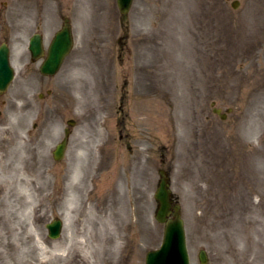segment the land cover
<instances>
[{"label": "rangeland", "instance_id": "obj_1", "mask_svg": "<svg viewBox=\"0 0 264 264\" xmlns=\"http://www.w3.org/2000/svg\"><path fill=\"white\" fill-rule=\"evenodd\" d=\"M64 19L73 48L42 75L29 39ZM2 44L0 264H145L163 177L190 264L264 247V0H0Z\"/></svg>", "mask_w": 264, "mask_h": 264}, {"label": "water", "instance_id": "obj_2", "mask_svg": "<svg viewBox=\"0 0 264 264\" xmlns=\"http://www.w3.org/2000/svg\"><path fill=\"white\" fill-rule=\"evenodd\" d=\"M122 14L127 13L131 0H117ZM73 45L71 28L68 20H65L64 25L58 31L51 45L49 46L47 57L40 67V72L43 75H54L64 57L69 53ZM29 51L33 59H39L43 56L41 39L38 35L31 38L29 44ZM8 48L6 45L0 47V93L6 91L8 85L12 81L14 74L13 69L10 68L8 61ZM68 131L65 132V138L53 152L54 159L60 161L64 156L66 140ZM156 200L160 204L157 211V220L160 223H165L164 239L161 248L149 253L146 258V264H189V258L186 250L185 235L183 222L180 220L179 207H173V219L167 220L170 215L171 201L170 192L167 189L166 179L161 180L160 188L156 194ZM49 230V237L56 239L59 236L61 229V222L55 221L47 226ZM199 261L201 264H206V257L203 251L199 254Z\"/></svg>", "mask_w": 264, "mask_h": 264}, {"label": "flooded vegetation", "instance_id": "obj_3", "mask_svg": "<svg viewBox=\"0 0 264 264\" xmlns=\"http://www.w3.org/2000/svg\"><path fill=\"white\" fill-rule=\"evenodd\" d=\"M225 238V234H223V239ZM262 238V237H261ZM259 236H256V243L258 245L255 248L247 243L244 254L239 256L238 262L240 264H264V255L260 256V253L264 254L263 241ZM208 264H216V253L210 252L208 254Z\"/></svg>", "mask_w": 264, "mask_h": 264}, {"label": "bare ground", "instance_id": "obj_4", "mask_svg": "<svg viewBox=\"0 0 264 264\" xmlns=\"http://www.w3.org/2000/svg\"><path fill=\"white\" fill-rule=\"evenodd\" d=\"M70 200L67 201V203H69ZM222 236L223 234H220V238L222 239ZM41 252H42V256H46V259L49 261L51 259H56V258H59L60 256L62 257H65L66 256V252H67V249L64 248L63 250H61L62 248H59V250L57 251L56 249H52V250H46L44 249L43 247H39ZM71 251L74 253V254H79L80 251L82 252V250L80 248H72L71 247Z\"/></svg>", "mask_w": 264, "mask_h": 264}]
</instances>
